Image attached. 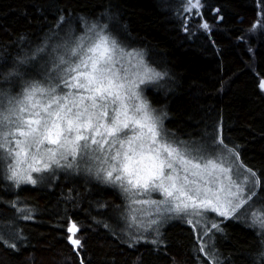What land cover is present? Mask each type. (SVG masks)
<instances>
[{
  "label": "trees",
  "instance_id": "1",
  "mask_svg": "<svg viewBox=\"0 0 264 264\" xmlns=\"http://www.w3.org/2000/svg\"><path fill=\"white\" fill-rule=\"evenodd\" d=\"M183 2L0 0V88L20 89L29 65L45 58L40 49L72 23L109 19L165 74L146 89L165 127L181 139L220 132L257 173L264 207V0H200L199 14L188 17ZM6 179L0 160V264H260L264 252V234L239 219L220 221L209 254L180 219L158 240L125 236L124 198L113 187L65 173L45 186ZM72 223L80 247L69 240Z\"/></svg>",
  "mask_w": 264,
  "mask_h": 264
},
{
  "label": "snow or ice",
  "instance_id": "2",
  "mask_svg": "<svg viewBox=\"0 0 264 264\" xmlns=\"http://www.w3.org/2000/svg\"><path fill=\"white\" fill-rule=\"evenodd\" d=\"M189 3L190 8L201 6L200 0H189ZM203 27L207 28L208 25L204 24ZM98 41L79 58V63L68 69L73 75L70 81L66 80L64 83L68 88L77 89L76 93L60 94L57 87H44V82H39L28 88L23 100H9L7 109L0 98V133L4 140L15 138L8 140L14 145L10 154L18 159L22 153L28 156L33 147L38 152L43 150L48 161L43 167H31V171L41 172L48 170L51 164L59 162L57 157L63 155L61 150L75 154L78 150H86L89 140L93 145L99 144L101 150L105 145H109L110 150L118 145L115 154L108 157L114 163L106 172V178L111 183H119L126 192L131 189L147 191L150 186L160 189L166 199L174 198L178 201L171 209L178 213L200 207L225 217L230 212H235L238 204L230 209L223 206L213 207L212 200L207 199L206 193L205 199L199 200L198 204L193 196L188 195L193 191H202L199 187H187L188 184H197V180H189V177L202 179L205 172L211 176V171L208 170L214 169L216 165L212 160H207L202 165V149L194 145L167 141L162 125L152 114L154 110L149 108L147 102L133 105L130 110L124 103L127 80L112 68L114 60L111 53L115 51L117 42L112 39L109 43L106 36H99ZM147 72L151 73L148 79L161 78L163 75L152 69ZM140 82L144 83V79L141 78ZM260 87L264 89V81ZM132 96L135 97L136 93L133 92ZM6 126L8 131L5 133ZM129 132L132 133L131 136ZM45 145L55 147L45 148ZM0 147L3 145L0 144ZM33 159L39 162L44 157L34 156ZM24 163L25 161H20L21 165ZM177 165L180 166L179 169ZM181 172L185 174L181 176ZM252 175L255 176V173ZM18 176L22 180L35 183L30 173L20 175L14 167L11 178L16 179ZM177 192L184 199L176 196ZM236 195L239 196L240 193ZM196 199H199L198 195ZM228 203L231 204V201ZM196 214L199 215L198 212ZM260 222L264 225V219ZM212 227L218 228L219 225L213 224ZM67 231L71 234L69 240L73 246L80 247V240L74 238L79 231L77 225L72 223ZM259 260L260 264H264V252L260 254Z\"/></svg>",
  "mask_w": 264,
  "mask_h": 264
},
{
  "label": "rangeland",
  "instance_id": "3",
  "mask_svg": "<svg viewBox=\"0 0 264 264\" xmlns=\"http://www.w3.org/2000/svg\"><path fill=\"white\" fill-rule=\"evenodd\" d=\"M183 9L189 11L186 17L191 14H199V8H190L189 0H183ZM72 23L63 34H59V38L44 48L40 49V53H44V59L38 64H30L27 71V82L23 83L21 88L17 91H12L10 88H0V98L3 100L5 109L8 107V102L11 99L23 100L25 92L34 83L44 82L43 86L57 87V92L60 94L76 93L75 88H68L64 81H70L72 73L68 71L69 68L74 67L75 63H79V58L87 52L88 48L92 47L94 43H98L99 36H106L111 43L112 39L117 42L115 51L111 53L113 56V70L121 77L127 80L126 92L124 94V103L130 107L139 105L142 102H147L149 108L154 110L152 114L156 116L162 125L163 131L166 134L165 139L169 142L176 141L181 144L194 145L202 149L201 164L212 160L216 167L210 168L211 176L205 172L203 178L189 177V180H197L196 185L188 184L187 187L202 189L201 192L195 191L188 193L193 196L195 202L198 204L199 200H212V206H223L231 208L235 205V212H230L228 217L221 216L217 212L204 207L192 209L189 208L186 212L172 211L178 203L174 198L166 199L165 194L160 189L152 188L147 191L144 189H131L125 191L119 183H111L106 178V172L110 170L113 161L108 157L115 154V147L109 148L105 145L104 149H100V145L91 144V140L87 143L89 147L86 150H78L75 154H69L68 151L61 150L62 156H58V163L51 164L48 170L41 172L31 171V167H43V164L48 161V156L43 150H38L33 147L28 156L23 153L17 159L10 154V150L14 145L10 144L8 140H14V137H9L8 140L3 139V134L0 133V160L3 165L6 180L12 185H34L45 186L50 184L56 177L61 174H69L76 177L88 178L100 184L113 187L117 189L124 198V206L121 210V221L123 231L122 233L132 238V240L154 241L161 236L163 228L172 220L180 219L191 224L201 240L204 250L211 254L213 252L212 242L214 241V233L218 228H213V224L219 225L222 219L234 218L239 219L246 224L257 228L264 234V225L261 220L264 219V207L258 203V187L259 181L257 173L245 166L239 159L235 149L225 145L220 136V132L213 137H205L203 139H181L172 135V133L165 127L166 113L164 109L153 107L146 96V89L148 87H158L163 83L165 74L152 65L147 53L125 41L117 32L113 23L109 19H82L80 26L76 27ZM47 47V48H46ZM39 51V50H38ZM37 55L39 52H36ZM35 53V55H36ZM152 69L155 72L162 73L161 78L148 79L151 75L147 72ZM147 73V75H146ZM141 78L144 83H141ZM83 93V90H79ZM136 96L133 97L132 93ZM88 95L87 93H83ZM86 103H90L86 101ZM111 110V108H110ZM99 112V110H97ZM8 131L6 126L5 133ZM103 132L104 130L101 129ZM132 133L129 132V136ZM101 140L100 137H97ZM101 142H103L101 140ZM84 142L82 141L81 144ZM55 147L52 145H45V148ZM43 156L44 159L37 162L33 157ZM20 161H25L23 165ZM24 175L30 173L35 183L27 182L20 179L11 178L13 168ZM177 165V169H179ZM167 171V170H166ZM255 173V176L252 175ZM185 173L181 172L183 176ZM208 181V183H205ZM125 187H130L125 185ZM243 190V191H241ZM240 193L237 196V193ZM176 196L184 199V196L177 192ZM197 195L199 199H196ZM231 201V204L228 203ZM199 213L197 215L196 213Z\"/></svg>",
  "mask_w": 264,
  "mask_h": 264
}]
</instances>
